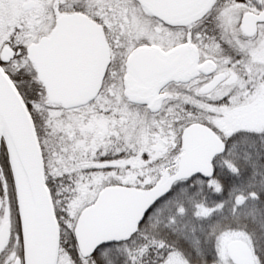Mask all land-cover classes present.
I'll return each instance as SVG.
<instances>
[{
    "label": "snow or ice",
    "instance_id": "6c2138e0",
    "mask_svg": "<svg viewBox=\"0 0 264 264\" xmlns=\"http://www.w3.org/2000/svg\"><path fill=\"white\" fill-rule=\"evenodd\" d=\"M0 264H264V0H0Z\"/></svg>",
    "mask_w": 264,
    "mask_h": 264
}]
</instances>
